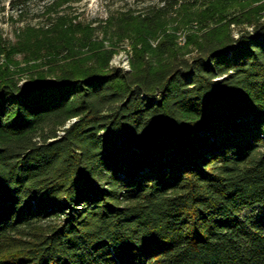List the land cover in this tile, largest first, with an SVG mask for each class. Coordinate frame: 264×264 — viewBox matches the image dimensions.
<instances>
[{"label":"trees","instance_id":"trees-1","mask_svg":"<svg viewBox=\"0 0 264 264\" xmlns=\"http://www.w3.org/2000/svg\"><path fill=\"white\" fill-rule=\"evenodd\" d=\"M158 15L132 72L65 35L23 83L0 66V264H264V23L186 59Z\"/></svg>","mask_w":264,"mask_h":264},{"label":"rangeland","instance_id":"rangeland-1","mask_svg":"<svg viewBox=\"0 0 264 264\" xmlns=\"http://www.w3.org/2000/svg\"><path fill=\"white\" fill-rule=\"evenodd\" d=\"M154 14H159L160 24L147 37L149 42L154 47L172 42L173 53L191 59L197 54L195 44L215 29L231 32L235 40L253 34L254 24L264 23V0H0V66L10 62L23 83L26 73L19 70L33 66L31 70L47 71L55 64H49L51 60L67 55L62 51L57 56L59 49L54 46L66 36L73 38L75 51L87 52L77 43L84 37L89 44L114 48L110 66L132 72L140 30L130 22Z\"/></svg>","mask_w":264,"mask_h":264}]
</instances>
